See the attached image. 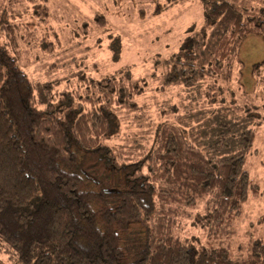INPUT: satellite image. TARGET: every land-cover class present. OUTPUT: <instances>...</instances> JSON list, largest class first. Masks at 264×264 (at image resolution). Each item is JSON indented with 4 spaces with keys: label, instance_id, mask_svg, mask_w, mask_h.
Segmentation results:
<instances>
[{
    "label": "trees",
    "instance_id": "1",
    "mask_svg": "<svg viewBox=\"0 0 264 264\" xmlns=\"http://www.w3.org/2000/svg\"><path fill=\"white\" fill-rule=\"evenodd\" d=\"M8 1L25 3L22 13L39 19L49 14L47 0ZM198 1L200 24L188 25L176 47L152 62L150 80L128 71L97 78L101 97L91 111L69 85L30 78L12 35L22 13L6 9L0 29L11 33L12 53L0 44V243L15 264H264V236L245 258L230 246L242 204L259 187L244 167L254 130L232 132L240 118L221 115L206 142L210 132L198 121L226 101L243 40L256 34L264 41V0ZM251 73L264 80V57ZM150 84L161 106L173 103L162 106L151 149L130 158L113 143L115 105L140 109L136 98ZM243 109L263 120L259 104ZM191 213L208 243L176 234Z\"/></svg>",
    "mask_w": 264,
    "mask_h": 264
},
{
    "label": "rangeland",
    "instance_id": "2",
    "mask_svg": "<svg viewBox=\"0 0 264 264\" xmlns=\"http://www.w3.org/2000/svg\"><path fill=\"white\" fill-rule=\"evenodd\" d=\"M166 0H47L46 19L22 13V2L6 0L0 6V19L8 11L22 13L15 21L17 37L16 56L30 78L38 82H56L58 86L69 85L79 95L83 106L94 110L100 100L99 90L92 83L105 74L126 73L132 79L149 81L152 62L176 47L188 25L200 24L203 13L198 0H179L165 9L155 10ZM259 4V0H241ZM25 8V7H24ZM19 11V13L16 12ZM4 13V16H3ZM10 22H14V20ZM40 20V21H38ZM9 32L0 29V44L11 53ZM264 57V41L259 35L250 34L241 43L239 58L243 64L234 70L228 83L226 101L215 104L200 118L204 133L210 132L206 142L218 130L222 116H232L237 121L231 131L248 125L254 130V139L246 156L244 167L258 184V191L250 192L242 204V211L234 224L230 236L233 253L247 256V246L264 236V117H248L244 105L259 104L264 115V80L260 74L255 80L251 73L252 64ZM151 83V82H150ZM150 84L143 95L137 96L138 110L129 111L115 105L120 129L113 138L115 148L125 156L138 158L152 146L154 129L160 119L162 106L173 103L168 100L161 106L162 98L155 96ZM143 96V97H142ZM80 98V99H81ZM154 98V99H153ZM149 102L146 106L142 103ZM163 102V100H162ZM204 104L201 107L205 106ZM206 107V106H205ZM254 107H252V112ZM216 111L215 113H213ZM172 113V112H171ZM259 113V111H257ZM170 116V115H167ZM163 118V114H161ZM198 212L203 211L200 204ZM194 214L180 220L176 234L208 243L207 231L194 221ZM131 247L135 238L128 237ZM0 260L3 264H15L12 254L0 243Z\"/></svg>",
    "mask_w": 264,
    "mask_h": 264
}]
</instances>
